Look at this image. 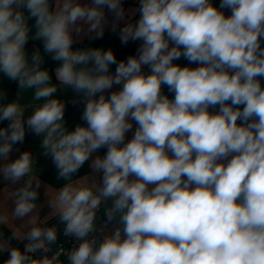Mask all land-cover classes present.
<instances>
[{"label": "clouds", "instance_id": "clouds-1", "mask_svg": "<svg viewBox=\"0 0 264 264\" xmlns=\"http://www.w3.org/2000/svg\"><path fill=\"white\" fill-rule=\"evenodd\" d=\"M0 264H264V0H0Z\"/></svg>", "mask_w": 264, "mask_h": 264}, {"label": "crops", "instance_id": "crops-1", "mask_svg": "<svg viewBox=\"0 0 264 264\" xmlns=\"http://www.w3.org/2000/svg\"><path fill=\"white\" fill-rule=\"evenodd\" d=\"M105 36H106L107 39H105V40H103L101 42H92L93 46L112 47L114 50H118V52H120L123 49L121 47V45L119 43V40H118V38L116 36L110 35L108 32H106ZM127 50H130V53L132 54V52L134 51V48H133V46L130 45L127 48ZM180 63H185V62L181 61ZM13 91H14V86H13ZM68 115H69L71 120L78 121L79 111L78 110H74V109H69ZM29 145H31L33 148L38 146V144L33 142V138L32 137H27L26 138V143L22 147V150H27ZM39 166L43 169V176H42V180L43 181L48 182V181H54L55 180V171H54V169L52 168L50 162L47 159H45L44 157L41 156L40 157V161H39Z\"/></svg>", "mask_w": 264, "mask_h": 264}, {"label": "trees", "instance_id": "trees-1", "mask_svg": "<svg viewBox=\"0 0 264 264\" xmlns=\"http://www.w3.org/2000/svg\"><path fill=\"white\" fill-rule=\"evenodd\" d=\"M105 39H107L106 36L104 37V40H105ZM123 52H128V54H131V53H130V50H127V49H122V50L120 51V53H123Z\"/></svg>", "mask_w": 264, "mask_h": 264}]
</instances>
